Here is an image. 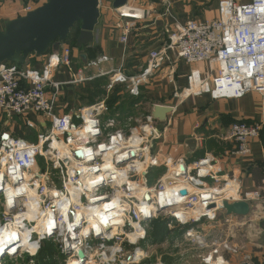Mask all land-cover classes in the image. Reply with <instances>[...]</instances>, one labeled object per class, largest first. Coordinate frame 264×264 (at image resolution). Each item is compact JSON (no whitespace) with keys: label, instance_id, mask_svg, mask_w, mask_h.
Instances as JSON below:
<instances>
[{"label":"built area","instance_id":"2783aa9c","mask_svg":"<svg viewBox=\"0 0 264 264\" xmlns=\"http://www.w3.org/2000/svg\"><path fill=\"white\" fill-rule=\"evenodd\" d=\"M153 1L131 0L113 9L123 46L128 45L135 22L153 14ZM160 1L166 7L162 16L168 15L171 0ZM105 3L112 6L100 0L99 7ZM39 6L30 2L23 13ZM164 33V46L150 52L148 65L139 74L130 76L121 67L99 75L110 77L108 93L124 86L131 97L142 98L143 84L173 55L188 65L214 68L212 80L227 84L218 97L256 93L264 99V0L246 5L225 1L217 19L166 25ZM60 53L42 71L0 63V113L8 119L37 114L51 125L36 144L12 136L1 140L0 245H5L0 264H40L47 243L56 251L53 260L46 257L42 264H165L166 256L178 257L174 264L187 259L230 264L225 260L229 254L241 255V264H257L253 254L242 253L233 243L237 234L247 232V221L225 216L223 202L247 203V218L256 222L264 208V181L256 190L242 192L236 179L221 176L220 160L210 156L194 164L170 158L162 164L155 150L163 136L158 123L150 114L110 116L105 99L57 114L65 84L54 76L59 67L72 70V48L64 44ZM111 61L102 55L89 62L75 73L72 84L92 81L84 78L85 71ZM193 91L190 87L183 93L190 97ZM173 98L182 99L180 92ZM261 132L262 124H232L228 139L236 147L231 155L250 157L251 144ZM164 165L165 173L150 185L151 172ZM210 181L228 191H216L208 186ZM183 191L186 196H181ZM162 195L168 206L164 211ZM213 204L216 208L209 210ZM159 217L165 218L168 231L182 234H169L160 244L151 242L152 223ZM203 219L215 227L203 225Z\"/></svg>","mask_w":264,"mask_h":264},{"label":"crops","instance_id":"0c3cea01","mask_svg":"<svg viewBox=\"0 0 264 264\" xmlns=\"http://www.w3.org/2000/svg\"><path fill=\"white\" fill-rule=\"evenodd\" d=\"M160 1V0H159ZM158 0L153 1V14L144 21H136L135 29L129 37L128 45L120 43L121 31L116 28L119 19L111 5L105 3L100 8L101 16L95 31V42L89 47L79 49L71 46L76 43L79 30L72 32L69 43L72 47V70L59 67L54 80L64 83L61 100L56 104L57 114H67L78 107H86L104 100L107 96L109 76H99L122 66L127 74L135 75L146 68L151 51L161 49L167 38L166 25H184L189 20L212 21L219 17L220 6L229 0H171L169 14L162 16L164 9ZM238 4H250L253 0H234ZM28 0H0V28L12 20L24 16L23 9ZM59 53H50L44 57H31L26 67L42 71L51 58ZM105 55L112 61L98 68L85 71L84 78L101 81L102 97L90 98L87 90L93 91V80L78 84L74 75L87 67L89 62ZM208 64L188 65L171 55L170 61L161 62L157 71L149 76L142 86V98L133 107L128 106L129 97L124 86H117L113 92L122 97L110 109V116L119 113L123 119L150 114L154 106L171 108L168 121L159 125L163 136L156 144V152L162 164L167 159H184L187 164H194L207 156L220 160L218 168L221 176L236 179L242 192L259 188L264 181V99L256 93L245 94L241 98L218 97L219 89L227 88L225 82L212 80ZM194 88L193 95L187 97L183 92ZM180 92L182 99H174V93ZM123 101V104H121ZM236 122L262 124L260 139L251 144L252 154L248 158L232 156L235 143L228 139L229 129ZM50 122L43 116L30 114L27 118L8 119L0 113V143L8 136L23 139L36 144L41 135L50 129ZM213 185L209 182L208 186ZM215 189L217 187H214ZM240 221H247L241 218ZM258 238L248 250L253 253L257 264L264 256V208L260 210L257 221ZM245 231V230H244ZM244 231L241 232L243 237ZM247 250V249H246ZM233 262V259H230Z\"/></svg>","mask_w":264,"mask_h":264},{"label":"water","instance_id":"95a60500","mask_svg":"<svg viewBox=\"0 0 264 264\" xmlns=\"http://www.w3.org/2000/svg\"><path fill=\"white\" fill-rule=\"evenodd\" d=\"M40 3L34 11L8 22L0 28V63L26 65L35 57H44L50 53H59L68 42L76 26L79 34L76 47H89L95 42V31L101 12L100 0H28ZM44 1V2H43ZM131 0H108L114 9L126 6ZM171 108L154 106L150 117L163 126L168 121ZM183 191L181 196H186ZM210 200V197H205ZM225 216L248 217L250 206L245 202H223ZM168 208L164 195L161 196V211ZM216 205L209 206V210Z\"/></svg>","mask_w":264,"mask_h":264},{"label":"rangeland","instance_id":"374dc122","mask_svg":"<svg viewBox=\"0 0 264 264\" xmlns=\"http://www.w3.org/2000/svg\"><path fill=\"white\" fill-rule=\"evenodd\" d=\"M122 69H123V71H125V70L127 71V69H130L131 73H132V70H134L133 66H132V68H129L127 65L126 66H122ZM126 71H125V73L127 74ZM139 73H137V74H139ZM137 74H135V75H137ZM130 76H133V75L130 74ZM109 79H110V77H108V80ZM111 94H112V92L107 93V96H105L104 99L107 100ZM137 117H139V116H137ZM16 118L19 119V117H16ZM40 167L44 169V164L42 162H40ZM161 169H162L163 172L160 173V172L157 171L158 174H156V175H158V176H153V178H151V180L149 181L150 185H153L155 183V181L158 179V177L165 173V171H166L165 165L163 167H161ZM209 187H211V188L217 187L218 188V186H216L214 184L210 185ZM222 216L223 215L221 214L219 220L221 219ZM241 218H247V217H241ZM163 220H165V218ZM257 221L256 222H252L251 220H249V218H247V224H246V227H245V228H247V232L245 233V235L243 237L241 235L237 234V237H235V241H233V243L236 242V247L244 254H253V253L250 252V250H248V247L246 248V246H248V244H251L250 246H252L253 242H255V240H257V238H258ZM202 224L205 225V226L211 225V226L215 227V224L209 222L207 219H203ZM217 225H219V224H217ZM250 225H251V228H249ZM153 227L155 228V234L156 233H160L162 231V229H163L162 224L159 223V222H155ZM153 232H154V230H153ZM169 234H171L170 235L171 237L180 236L182 234V232L180 230H178L175 233L170 232ZM149 236H151V233L149 234ZM143 247H145V244H143ZM55 251H56V247H55V245L53 243L45 244L43 252H42L41 256L38 258L40 264L43 263V261H44V259L46 257H48L50 260H53L54 255H55ZM177 258L178 257L173 258L174 259L173 260V259H171V258L166 256L164 258V263L165 264H174L176 262ZM253 258H254V256H253ZM263 258H264V256H263ZM230 259H233V262L231 264H241L242 263V256L241 255L231 256L229 254L228 256H225V260L229 261V263L231 262ZM185 263H188V264H202L200 260L192 261L190 259H187L185 262H183V264H185ZM48 264H52V263H48Z\"/></svg>","mask_w":264,"mask_h":264},{"label":"trees","instance_id":"16d2710c","mask_svg":"<svg viewBox=\"0 0 264 264\" xmlns=\"http://www.w3.org/2000/svg\"><path fill=\"white\" fill-rule=\"evenodd\" d=\"M75 30H79V26H76V28H74V31ZM69 41V40H68ZM67 43H69V42H67ZM71 46H73V47H75V42H73L72 44H71ZM72 48V47H71ZM6 63H8V62H6ZM8 64H11V63H8ZM22 67H26L25 65L24 66H22ZM94 81V80H93ZM94 84H93V91L91 90V88L90 89H88L86 92H87V94H88V96L90 97V98H97V97H102V95H105L104 93H105V91L103 90V89H101L102 87H101V84H102V82L101 81H94L93 82ZM129 95V94H128ZM129 97L131 98V101H130V99L128 100L129 101V103H128V106H130V107H133L134 105H136L139 101H140V99L141 98H139V99H134L133 97H131L130 95H129ZM122 99V97H120L119 95H118V93L117 92H112V94L109 96V98L106 100V102H107V104H108V106H109V109H111V108H113L114 106H115V104L117 103V102H119V100H121ZM121 104H123V101H122V103ZM156 171V172H155ZM157 171L158 172H160V173H162L163 171H162V169H155V170H153L152 172H151V176H150V178H153V176H158V175H156V174H158L157 173ZM155 222H159V223H161L162 224V227H163V229H162V231L160 232V233H156L155 234V228L153 227V225H154V223ZM153 230H154V232H153ZM169 235V231H168V229H167V227H166V221L165 220H163V217H159L157 220H155V221H153V223H152V231H151V236H150V240L153 242V243H155V244H160V243H162L164 240H165V238L167 237Z\"/></svg>","mask_w":264,"mask_h":264},{"label":"bare ground","instance_id":"6f19581e","mask_svg":"<svg viewBox=\"0 0 264 264\" xmlns=\"http://www.w3.org/2000/svg\"><path fill=\"white\" fill-rule=\"evenodd\" d=\"M216 191H218V192H220V193H224V192H227L228 191V189H226L225 191L224 190H219V189H216ZM5 245V244H4ZM4 245H0V252H1V250L4 248Z\"/></svg>","mask_w":264,"mask_h":264}]
</instances>
